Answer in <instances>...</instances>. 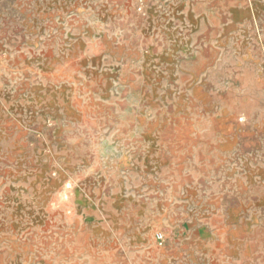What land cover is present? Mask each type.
Returning a JSON list of instances; mask_svg holds the SVG:
<instances>
[{
  "label": "rangeland",
  "instance_id": "374dc122",
  "mask_svg": "<svg viewBox=\"0 0 264 264\" xmlns=\"http://www.w3.org/2000/svg\"><path fill=\"white\" fill-rule=\"evenodd\" d=\"M0 264H264V0H0Z\"/></svg>",
  "mask_w": 264,
  "mask_h": 264
},
{
  "label": "built area",
  "instance_id": "2783aa9c",
  "mask_svg": "<svg viewBox=\"0 0 264 264\" xmlns=\"http://www.w3.org/2000/svg\"><path fill=\"white\" fill-rule=\"evenodd\" d=\"M156 239L158 241V244L162 246L166 240L164 233L158 232L156 235Z\"/></svg>",
  "mask_w": 264,
  "mask_h": 264
}]
</instances>
